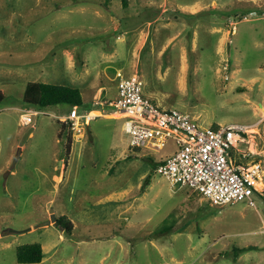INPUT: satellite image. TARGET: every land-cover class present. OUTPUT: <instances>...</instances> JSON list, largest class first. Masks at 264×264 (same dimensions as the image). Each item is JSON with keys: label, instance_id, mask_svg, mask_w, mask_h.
Returning <instances> with one entry per match:
<instances>
[{"label": "rangeland", "instance_id": "rangeland-1", "mask_svg": "<svg viewBox=\"0 0 264 264\" xmlns=\"http://www.w3.org/2000/svg\"><path fill=\"white\" fill-rule=\"evenodd\" d=\"M153 1L0 0V264H264V194L254 193L253 203L216 205L187 185L171 186L145 157L158 160L174 151L173 139L160 149L133 148L125 118L103 114L80 124L81 130L71 128L65 160L60 117L111 110L92 94L100 84L102 99H113L119 80L133 72L118 29L156 20L187 23L181 37L188 68L180 78L179 45L163 57L147 45L136 65L145 96L188 112L203 126L252 125L248 142L238 146H249L264 170V0H165L163 11L157 3L164 0ZM176 3L198 8L181 10ZM218 27L230 38L222 52L221 33L212 30ZM114 45L121 54L111 59ZM62 47L71 50L72 75L62 59H52ZM82 56L94 89L88 78L84 86L76 79ZM28 81L73 85L84 102L76 109L36 107L42 112L25 125L20 113L27 109L21 99ZM124 189L129 192L118 196ZM122 201L130 204L125 211ZM51 214L66 215L72 233L51 219L42 225ZM33 242L42 245V260L18 263L16 246ZM247 245L253 247L235 251Z\"/></svg>", "mask_w": 264, "mask_h": 264}, {"label": "built area", "instance_id": "built-area-1", "mask_svg": "<svg viewBox=\"0 0 264 264\" xmlns=\"http://www.w3.org/2000/svg\"><path fill=\"white\" fill-rule=\"evenodd\" d=\"M227 68L225 62L223 69ZM143 87L141 75L132 73L119 80L116 97L96 102L110 108L107 113L87 109L81 113L72 111L62 119L69 121L74 129L103 114L125 118L129 143L134 148L160 149L165 141L173 139L176 148L157 165L156 172L171 186L187 185L211 204L241 200L253 203L254 193L264 194V170L260 161L252 158L249 146L246 150L238 146L240 142H248L245 136L248 125L203 126L188 112L161 107L145 96ZM40 112L21 109V123L30 124L32 116ZM235 153L239 154L237 159Z\"/></svg>", "mask_w": 264, "mask_h": 264}, {"label": "crops", "instance_id": "crops-1", "mask_svg": "<svg viewBox=\"0 0 264 264\" xmlns=\"http://www.w3.org/2000/svg\"><path fill=\"white\" fill-rule=\"evenodd\" d=\"M155 1V0H154ZM153 3H156L154 2ZM148 3H150V1H148ZM159 8L161 9V11H163L164 9V5L165 4H169L167 1H162L157 3ZM176 6H180L181 10H184L185 8H187V5H181V4H177ZM198 7H194V5L191 6V8L188 9L190 11H195ZM186 22H157L156 20L154 22H144L141 25H127V27H125V29L127 30H122L118 29V33L116 35V39L118 40V42L124 43L127 45V51L125 52V54H127L128 52V57L126 58L127 60V64L130 65V68H133V72L132 73H139L137 72L138 70L136 69V65H137V59L141 56V52L144 50V48L147 45H150V48L153 50L154 46H157V52L158 55H162V57L167 54L168 49L173 45H179L178 46V55H179V76L180 78H185V75L187 73V63L185 61L186 55H187V50L185 49L184 45L182 44L184 42V39L181 37L182 33H184V29L187 28L186 26ZM234 23L231 22V27L234 28ZM256 26H254L255 28ZM214 32H218L221 33L222 28L218 27V28H213L212 29ZM228 32V30H226L225 32L219 34V39H218V47H217V52H222L223 51V43L225 42V40H230V38L226 37V33ZM194 37V35H193ZM191 35V38H193ZM116 41V40H115ZM117 42V41H116ZM190 44H192V41H189ZM117 46L114 45L113 49L110 53H108V57L113 59L114 57L120 55V51H117ZM193 49V45H190V49L192 51ZM49 50V49H48ZM41 56H39L38 58H40ZM53 60L60 62L59 59H62V66L64 68V71H66V73H70L71 75L73 74L72 71L75 68L74 67V61H73V56L71 54V50L68 49L67 47H62L59 50V53H53ZM123 62H125V60H122ZM33 64V63H32ZM57 65V64H56ZM55 65V67H56ZM80 66V67H79ZM79 68L78 70H76V79L79 80L80 84L84 86V83H86L87 78L89 80V71L87 70V63L86 60L84 58V56L81 57V61L79 63ZM159 66V65H158ZM86 67V68H85ZM171 66L168 65V63L166 65H162L161 69L163 71L164 74L167 73V71L169 70ZM82 69H84L82 71ZM74 72V73H75ZM36 74H41L42 71L39 68L38 72H35ZM130 73V74H132ZM33 74V73H32ZM140 74V73H139ZM97 75H99V73H97ZM141 75V74H140ZM87 76V77H86ZM142 77V75H141ZM158 77H160V75H158ZM162 78V77H161ZM71 81V80H70ZM73 82V81H71ZM145 82H144V86H145ZM90 85V86H89ZM95 85V84H94ZM94 85L93 82L92 84H90V80L87 83V87L88 89L92 88L94 89ZM93 86V87H92ZM96 89H94L93 94H92V99L95 102H100L103 101L105 99H102V94H104V89L103 86H100V84L95 85ZM100 99V100H99ZM102 99V100H101ZM73 109H76L77 106H72ZM65 116V115H64ZM63 116L60 117V119H62ZM85 125L82 127V129L84 130ZM74 129H80V126L74 128ZM75 131V130H74ZM84 133V132H83ZM83 136V135H82ZM168 155V154H167ZM167 155L163 156L162 158L164 159ZM68 159V158H67ZM63 161V159H62ZM69 162V159H68ZM63 175V172L61 174H59V176L61 177ZM53 177L55 178V175H53ZM129 192V190H122L119 191L117 194L118 196H124ZM116 198V197H115ZM113 200V198H111L110 200H108V202H111ZM115 203V201H113ZM123 203L120 204L122 207V210L125 211L126 209H128L130 207V204H127L126 201H122Z\"/></svg>", "mask_w": 264, "mask_h": 264}, {"label": "trees", "instance_id": "trees-1", "mask_svg": "<svg viewBox=\"0 0 264 264\" xmlns=\"http://www.w3.org/2000/svg\"><path fill=\"white\" fill-rule=\"evenodd\" d=\"M122 3H126V0H122ZM4 99V93L0 90V102ZM23 107L29 109H36V107H48L57 105L60 103L69 104L71 106H80L83 104L84 99L82 93L78 87L70 84H59V83H47L43 81H28L25 84L22 99ZM61 123V129L58 132L59 137L63 132L67 133L66 142V157L69 156L71 150L70 136H71V124L66 120H59ZM134 148V147H133ZM151 164L152 171H156L157 165L163 160L159 158L158 160L153 157H145ZM150 175L146 176L144 179V184H148ZM197 193V192H196ZM55 224L60 227V229L70 235L73 230V223L66 215L56 219ZM253 247L252 245H247L235 249L237 252H243L247 249ZM237 255V254H236ZM43 258V248L40 243H25L16 246V260L18 263H37Z\"/></svg>", "mask_w": 264, "mask_h": 264}, {"label": "water", "instance_id": "water-1", "mask_svg": "<svg viewBox=\"0 0 264 264\" xmlns=\"http://www.w3.org/2000/svg\"><path fill=\"white\" fill-rule=\"evenodd\" d=\"M59 164L61 163V159H59ZM50 219L53 220V222L55 223L56 222V218L53 214L50 215L49 218L45 219L43 222H41L42 225H45V224H49L50 223ZM15 232H23L24 230H14Z\"/></svg>", "mask_w": 264, "mask_h": 264}, {"label": "bare ground", "instance_id": "bare-ground-1", "mask_svg": "<svg viewBox=\"0 0 264 264\" xmlns=\"http://www.w3.org/2000/svg\"><path fill=\"white\" fill-rule=\"evenodd\" d=\"M252 126V125H251ZM251 126H248L247 127V132H252V131H254L255 129H251L252 127Z\"/></svg>", "mask_w": 264, "mask_h": 264}]
</instances>
